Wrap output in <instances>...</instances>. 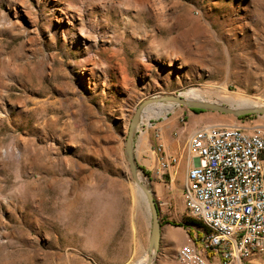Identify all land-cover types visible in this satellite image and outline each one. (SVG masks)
Segmentation results:
<instances>
[{"label": "rangeland", "instance_id": "obj_1", "mask_svg": "<svg viewBox=\"0 0 264 264\" xmlns=\"http://www.w3.org/2000/svg\"><path fill=\"white\" fill-rule=\"evenodd\" d=\"M189 90L264 106V0H0V264H143L151 219L125 164L129 123L142 103ZM175 107L182 126L187 107L143 108L145 158ZM210 117L264 136V115ZM154 161L150 264H179L178 248L206 229L166 172L159 185Z\"/></svg>", "mask_w": 264, "mask_h": 264}, {"label": "built area", "instance_id": "obj_2", "mask_svg": "<svg viewBox=\"0 0 264 264\" xmlns=\"http://www.w3.org/2000/svg\"><path fill=\"white\" fill-rule=\"evenodd\" d=\"M197 160L187 174L191 217L206 229L178 248L179 264H250L264 258V138L246 141L226 130L198 129L189 143ZM156 174L178 164L156 148Z\"/></svg>", "mask_w": 264, "mask_h": 264}, {"label": "crops", "instance_id": "obj_3", "mask_svg": "<svg viewBox=\"0 0 264 264\" xmlns=\"http://www.w3.org/2000/svg\"><path fill=\"white\" fill-rule=\"evenodd\" d=\"M174 113H171L170 118L164 121L156 131L154 138L151 140V145L156 143L163 146L164 154L167 157H177L178 164L173 167L169 173H166L163 177L167 179V187L168 193L172 190H178L181 194L183 193V189L186 185L187 174L188 171L197 164V160L193 157L190 151L189 141L198 129H215L217 127H221L219 123L215 120L211 119V114H215L213 112H202L199 114L192 113L190 111H186V121L183 125H179V121H182V118L179 120V117L183 114L176 109H173ZM243 130V129H242ZM244 131V130H243ZM249 134V133H247ZM252 135V134H249ZM140 147H138L137 142H135L134 146V156L136 162L140 167H142L145 171L150 173V176H153V166L155 164V160L158 158L155 153L150 158H145L142 153ZM138 152L140 154H138ZM262 159L264 160V153L262 155ZM155 172V171H154ZM156 174V173H155ZM157 175V174H156ZM163 177L161 175H157L155 178L158 180L159 185L163 183Z\"/></svg>", "mask_w": 264, "mask_h": 264}, {"label": "water", "instance_id": "obj_4", "mask_svg": "<svg viewBox=\"0 0 264 264\" xmlns=\"http://www.w3.org/2000/svg\"><path fill=\"white\" fill-rule=\"evenodd\" d=\"M153 102H170L175 103L180 106L187 107L191 110H200L202 112H213L220 113L224 115H232L235 118H240L243 116H248L251 114L264 115L263 107H232L228 105H223L217 102H209L203 100L189 101L182 96H165L159 97L158 99H153L142 103L133 115L130 123L128 133L124 142V158L125 164L129 171L132 181L139 188L142 196L146 200L148 205V210L150 214V234L149 243L147 249V263L150 264L155 254L158 252L161 225L159 221V211L153 198V193L151 189V180L144 173L143 168L138 165L134 156V146H135V134L137 126L140 120V114L143 108Z\"/></svg>", "mask_w": 264, "mask_h": 264}, {"label": "bare ground", "instance_id": "obj_5", "mask_svg": "<svg viewBox=\"0 0 264 264\" xmlns=\"http://www.w3.org/2000/svg\"><path fill=\"white\" fill-rule=\"evenodd\" d=\"M143 1H144V3L147 2V0H143ZM82 32L87 38L96 39V38L91 37L89 31H87L86 29L82 30ZM218 93L221 94V93H223V91H219ZM184 96H185V99L189 100V101H196L197 98H201L199 96V93L195 90H189L188 92H186L184 94ZM237 99L242 100V98L238 97V95H236V96L232 95V96H228V97L223 98V100H225V101H231V100L235 101ZM262 107H263V105H262ZM163 110H164V107L162 105H157V106L145 108L144 113H145L146 118L149 119V118L154 117V116H159V115L161 116L163 114ZM202 130L215 131V129H202ZM220 130H226L230 134H239V136L244 138V140H246V141H256V140H259V138H264V136H261V135L245 134L243 131H241L238 128H224V129L220 128ZM185 190H186V185H185L183 191H185ZM183 195H184V201H188V194H183ZM184 205H185L186 209L189 211V205L186 202ZM189 213L191 214L190 211H189ZM146 263H147V257L145 260H143V264H146Z\"/></svg>", "mask_w": 264, "mask_h": 264}, {"label": "trees", "instance_id": "obj_6", "mask_svg": "<svg viewBox=\"0 0 264 264\" xmlns=\"http://www.w3.org/2000/svg\"><path fill=\"white\" fill-rule=\"evenodd\" d=\"M194 113H196V114H198V113H202V111H200V110H192ZM245 117V116H244ZM243 117H240L239 119H242ZM143 171H144V173L149 177V174H148V172L147 171H145L144 169H143ZM200 237V235L198 236V238Z\"/></svg>", "mask_w": 264, "mask_h": 264}]
</instances>
